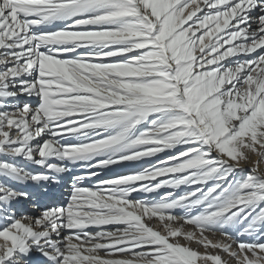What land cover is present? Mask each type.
<instances>
[{"label":"snow or ice","instance_id":"snow-or-ice-1","mask_svg":"<svg viewBox=\"0 0 264 264\" xmlns=\"http://www.w3.org/2000/svg\"><path fill=\"white\" fill-rule=\"evenodd\" d=\"M0 264H264V0H0Z\"/></svg>","mask_w":264,"mask_h":264}]
</instances>
